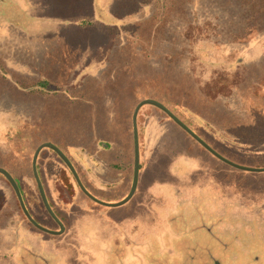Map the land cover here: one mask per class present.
Returning a JSON list of instances; mask_svg holds the SVG:
<instances>
[{"label": "trees", "instance_id": "16d2710c", "mask_svg": "<svg viewBox=\"0 0 264 264\" xmlns=\"http://www.w3.org/2000/svg\"><path fill=\"white\" fill-rule=\"evenodd\" d=\"M99 1L86 0V12L72 4L66 8L63 16L75 22L77 39L45 53L34 76L21 75L0 59V93L29 103L15 107L25 114L12 132L20 128L16 145L30 152L26 160L34 186L26 189L28 182L20 185L13 178L23 189L27 208L43 221L38 222L57 227L33 177L36 148L52 142L90 194L100 200L103 194L121 200L133 177L132 114L146 98L162 103L230 161L264 167V0H131L133 7L126 15L116 9L110 13L108 5L102 7ZM138 8L145 12L132 17ZM150 117L168 123L161 140L146 131ZM137 131L139 179L134 197L142 188L140 181L164 179L173 172L182 175L176 171L181 164L191 165L190 172L206 166L217 182L226 183L234 193L252 188V180L245 181L243 175L264 174L218 160L155 106L139 109ZM45 151L62 164L52 186L56 199L46 195L52 210L63 224H87L86 213L105 206L80 190L53 150L39 151L37 171ZM190 159L200 163L195 167ZM0 178L11 189L2 174ZM11 191L21 221L32 226ZM65 194L67 202L66 197L64 202L61 199ZM134 202L131 198L125 210L130 211ZM104 214L108 223L116 222L112 212ZM4 224L20 222L16 217L0 219V228Z\"/></svg>", "mask_w": 264, "mask_h": 264}, {"label": "rangeland", "instance_id": "374dc122", "mask_svg": "<svg viewBox=\"0 0 264 264\" xmlns=\"http://www.w3.org/2000/svg\"><path fill=\"white\" fill-rule=\"evenodd\" d=\"M104 2L100 0L102 7ZM70 4L87 11L86 0H0V59L17 73L34 76L36 68L44 63L45 53L62 43H75V22L63 16ZM132 7L131 0H112L108 11L121 10L126 15ZM138 9L132 17L141 16L143 9ZM18 105L23 104L0 93V168L20 185L28 182L23 186L27 189V185L34 186L26 160L30 152L26 154L21 144L16 145L20 128L12 132L14 123L25 114L15 108ZM162 123L166 121L161 122L159 117H150L147 123L149 134L159 140L168 124ZM44 156H51L52 163L48 168L39 163L38 172L45 187H50L51 171L57 172L62 164L50 151ZM86 163L91 165L88 159ZM176 171L182 174L176 194L171 188L174 178L167 179L163 192H151L144 213H138L139 199L135 205L130 204L126 215H122L123 207H98L101 212L115 211L116 222L108 223L91 211L83 217L87 224H74L77 227L62 237L21 221L12 191L0 178V219L16 217L20 222L0 228V264H264V183H260L264 174L243 175L245 181L252 180L253 186L244 193H234L213 176L199 175L208 172L204 165L191 173V165L181 164ZM101 197L107 202L118 199L109 194ZM47 240L50 244L45 243Z\"/></svg>", "mask_w": 264, "mask_h": 264}, {"label": "water", "instance_id": "95a60500", "mask_svg": "<svg viewBox=\"0 0 264 264\" xmlns=\"http://www.w3.org/2000/svg\"><path fill=\"white\" fill-rule=\"evenodd\" d=\"M144 105H152V106H155L158 109L162 110L169 118H171L180 128H182L187 134H189L194 140H196L201 146H203L209 153H211L213 156H215L217 159L224 162L225 164L232 166L236 169L242 170V171H247V172H252V173H263L264 172V167H249V166L240 165V164L234 163V162L230 161L229 159L221 156L218 152H216L214 149H212L206 142H204L198 135H196L187 125H185L181 120H179L162 103H160L154 99H151V98H146V99H143L140 102H138V104L135 106L133 114H132L133 146H134L133 178H132V184H131V187H130L128 194L125 196V198H123L122 200H120L118 202H105V201H102L100 199H97L92 194H90L87 191V189L83 186V184H82L81 180L79 179L78 174H77L76 170L74 169L73 165L71 164L69 159L62 153V151L59 148H57L55 145H53L49 142H43L34 151V154L32 157V172H33L34 179L37 183L38 190L40 193V197L42 199V202H43L45 209L47 210L49 215L55 220V222L59 225V230H50V229H47L44 226H41L40 224H38L31 217L30 213L28 212V210H27V208L23 202L22 195L19 191V188H18L15 180L12 178V176L5 169L0 168V174H2L7 179V181L9 182L11 187L13 188V190L16 194V197L18 199L21 210L23 211L26 218L31 222V224L34 227H36L37 229H40L46 233H49V234H59L63 231L62 223L58 219V217L54 214L53 210L51 209V207L47 201V198L45 196L40 178L38 177V174H37L36 160H37L38 153L42 148H49V149L53 150L58 155V157L62 160V162H64V164L67 166V168L69 169L71 174L74 176L76 183L78 184L80 190L88 198H90L92 201H94L95 203L102 205V206H107V207H118V206L126 203L132 197V195L134 194L135 189L137 187L138 174H139V145H138V131H137V114H138L139 109Z\"/></svg>", "mask_w": 264, "mask_h": 264}, {"label": "crops", "instance_id": "0c3cea01", "mask_svg": "<svg viewBox=\"0 0 264 264\" xmlns=\"http://www.w3.org/2000/svg\"><path fill=\"white\" fill-rule=\"evenodd\" d=\"M111 1L112 0H105V2H104V5H109L110 3H111ZM194 1V0H193ZM196 1V0H195ZM99 5H101L100 4V1H99ZM196 8H197V5H196ZM107 9H108V7H107ZM144 10V9H143ZM113 11V9L110 11L109 10V12L111 13ZM144 12H145V10H144ZM225 35H228V33H226ZM22 102V104L25 106H29V103L27 102V103H25L24 104V101H21ZM19 106V105H18ZM180 120V119H179ZM182 129V128H181ZM146 131L148 132V129H147V125H146ZM149 133V132H148ZM203 140V139H202ZM204 141V140H203ZM205 142V141H204ZM49 143H51V144H53L52 142H49ZM53 145H55V144H53ZM209 145V144H208ZM56 146V145H55ZM210 146V145H209ZM57 147V146H56ZM211 147V146H210ZM58 148V147H57ZM212 148V147H211ZM213 149V148H212ZM216 151V150H215ZM217 152V151H216ZM64 154V153H63ZM220 154V153H219ZM221 155V154H220ZM221 156H223V155H221ZM224 157V156H223ZM226 158V157H225ZM191 161H192V163L195 165V167H196V165L198 164V163H200V161L198 160V159H190ZM219 160V159H218ZM50 162L52 163V159H51V156H49V157H46L45 156V158H44V161L42 162V164H41V166H42V168H48V166L50 165ZM224 163V162H223ZM45 166V167H44ZM57 167H59V166H57ZM197 168V167H196ZM99 170V169H98ZM97 170V171H98ZM207 171H208V169H207ZM9 173V172H8ZM33 173V172H32ZM43 173V172H42ZM51 173H53L52 175H51V185H50V187L52 188V186H54V181L56 180V171H51ZM191 173H193V172H191ZM208 173V174H207ZM207 173H204V174H201V173H199V175H201V176H204L203 178H205V177H210V176H212V173H211V171L209 170ZM42 175H45V174H42ZM174 178V181H173V183H172V185L173 186H171V188L173 189V195H175L176 194V190H175V186H180V182H181V178H180V175H177V173H175V172H173V173H171V174H169V175H167L166 177H164V179H155V180H153V181H150V182H144L143 180L142 181H140V185L142 186V188L140 189V192H139V195H137V196H133V197H131L132 199H133V201H136L137 202V199H139V204H140V209H139V212L138 213H140V212H143L144 213V210L146 209V206H144L145 205V202L146 201H149L150 199H151V192L152 191H161V192H163V186H164V183L166 182V180L168 179V180H170V179H173ZM138 179H139V174H138ZM40 181H41V178H40ZM207 182V180H205V181H203V182H201L200 183V185L198 186L199 188H200V186L202 185V184H205ZM137 184H138V181H137ZM45 186V185H44ZM49 186H47V187H45V191H44V193H45V196L47 195H49L50 197L52 196V198L53 199H56V195H54V187L51 189ZM137 188V187H136ZM136 190V189H135ZM51 191H53L52 193H51ZM180 192V191H179ZM47 196H46V198H47ZM76 197H77V199H80V198H78V195H76ZM41 198V197H40ZM125 198V197H124ZM130 198V199H131ZM123 199V198H122ZM121 199V200H122ZM129 199V200H130ZM148 199V200H147ZM128 200V201H129ZM48 201V200H47ZM56 201V200H55ZM103 201V200H102ZM118 201H120V200H118ZM118 201H115V202H118ZM128 201L126 202V203H128ZM105 202H107V201H105ZM136 202H134L133 203V205H135V203ZM43 203V202H42ZM49 203V202H48ZM126 203H124L123 205H120V206H118V207H123V212L124 213H122V215L123 214H128V212H130L129 210H124L125 208V204ZM51 207V206H50ZM105 207H107V206H105ZM118 207H110V208H118ZM54 212V211H53ZM93 213H95V215H99L100 214V216H104L105 214H104V212L102 211V212H100L99 210H94L93 211ZM49 214V213H48ZM112 214L114 215V216H116L117 217V215H115V211H113L112 212ZM121 215V216H122ZM59 219V218H58ZM60 220V219H59ZM61 221V220H60ZM61 223H62V221H61ZM57 225V227L56 226H54L53 224H52V226H51V230H59V225L58 224H56ZM62 226H63V231L61 232V233H59V234H51V235H53V236H56V237H62V236H64L65 234H68V233H70V230H72L73 228H76L77 226L76 225H74V224H63L62 223ZM136 226V225H135ZM135 226L133 225L132 226V231H134V229H135ZM49 234V233H48ZM46 244H50V241H46L45 242ZM45 244V245H46Z\"/></svg>", "mask_w": 264, "mask_h": 264}, {"label": "flooded vegetation", "instance_id": "af4514ba", "mask_svg": "<svg viewBox=\"0 0 264 264\" xmlns=\"http://www.w3.org/2000/svg\"><path fill=\"white\" fill-rule=\"evenodd\" d=\"M39 154V153H38ZM38 157V156H37ZM36 168H37V160H36ZM10 174V173H9ZM37 174H38V177L40 178V173L37 171ZM11 175V174H10ZM34 177V176H33ZM5 178V177H4ZM13 178V177H12ZM133 178V177H132ZM6 179V178H5ZM14 179V178H13ZM7 180V179H6ZM36 182V181H35ZM9 183V182H8ZM17 184V183H16ZM41 184H42V182H41ZM10 185V184H9ZM11 186V185H10ZM18 186V185H17ZM36 186H37V183H36ZM84 186V185H83ZM42 187H43V185H42ZM10 188V187H9ZM19 188V187H18ZM11 189L13 190V188L11 187ZM37 189H38V186H37ZM43 190L45 191V188L43 187ZM14 191V190H13ZM19 191H20V193L23 191V189H22V187L21 188H19ZM37 192L39 193V190H37ZM15 193V192H14ZM40 194V193H39ZM63 194V193H62ZM16 195V194H15ZM22 195V194H21ZM24 195V194H23ZM68 195V194H67ZM67 195L65 194V196H62V199H65L64 197H66V202L68 201L67 200ZM17 198V197H16ZM22 199H23V197H22ZM90 199V198H89ZM18 200V199H17ZM63 202H64V200H62ZM24 202V201H23ZM19 203V202H18ZM27 203V202H26ZM25 204V203H24ZM27 205H28V203H27ZM50 205V204H49ZM20 206V205H19ZM26 206V205H25ZM26 208H27V206H26ZM30 209V208H29ZM28 208H27V210H28V212L30 213V215H31V217L38 223V224H40L39 222H38V220L33 216V214L30 212V210H29ZM47 211V210H46ZM23 212V211H22ZM24 214V213H23ZM25 216V215H24ZM26 217V216H25ZM28 220V219H27ZM54 220V219H53ZM29 221V220H28ZM55 221V220H54ZM30 222V221H29ZM31 223V222H30ZM41 225V224H40ZM42 226V225H41ZM47 228H49V227H47ZM50 229V228H49Z\"/></svg>", "mask_w": 264, "mask_h": 264}]
</instances>
